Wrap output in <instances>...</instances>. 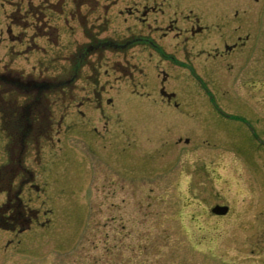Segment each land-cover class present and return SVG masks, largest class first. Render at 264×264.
<instances>
[{
    "label": "rangeland",
    "instance_id": "374dc122",
    "mask_svg": "<svg viewBox=\"0 0 264 264\" xmlns=\"http://www.w3.org/2000/svg\"><path fill=\"white\" fill-rule=\"evenodd\" d=\"M70 1L49 5L43 0H0V71L5 62L7 72L23 76L70 78L71 56L89 43L88 31L106 28L101 37L121 42L132 36L140 41L124 57L90 56L80 79L72 83L74 102L66 110L70 115L62 124L67 130H61L60 141L42 139L38 147L27 143L22 160L36 188L27 182L21 200L37 211V220L16 238L0 228V264H264V176L255 165L248 166L253 158L242 130L246 126L216 110L245 118L264 137V0H245L246 5L239 4L242 0H96L97 7L83 6L74 16L67 14L75 7ZM219 5L231 18L236 11L240 19L244 11L250 17L247 28L231 20L229 30L211 28L195 36L182 30L180 13L192 10L200 18L214 19ZM30 7L26 38L49 21L59 32L57 49L43 46L46 39L39 38V46L50 48L49 57L54 56L49 69L35 66L42 51L25 55L20 43L10 41V31L23 32L11 22V13L18 9L24 17ZM144 8L150 12L145 14ZM236 27L230 42L239 34L244 41L248 34L245 49L258 45L262 50L258 63L207 57L208 48L220 45L225 33ZM154 45L184 66L162 58ZM256 70L262 78L241 77ZM162 85L175 94L170 104L161 99ZM93 92L100 95V109L92 101ZM82 100L84 105L76 107ZM59 103L51 117L54 140ZM75 107L87 117L74 113ZM128 125L140 143L130 140L132 170L127 176L112 168L116 148L110 132ZM224 129H237L224 138L223 154L231 162L215 157L211 166L213 153L206 145ZM2 131L0 125V172L11 142ZM156 135L165 139L163 157L145 144ZM20 179H14V187ZM5 200V192L0 193V204ZM222 204L229 208L227 215L211 214V208Z\"/></svg>",
    "mask_w": 264,
    "mask_h": 264
},
{
    "label": "flooded vegetation",
    "instance_id": "af4514ba",
    "mask_svg": "<svg viewBox=\"0 0 264 264\" xmlns=\"http://www.w3.org/2000/svg\"><path fill=\"white\" fill-rule=\"evenodd\" d=\"M43 1L49 5H53L54 1L55 3L61 2L64 4L66 3L67 0H43ZM71 1L70 2L74 4L75 7L73 12L69 11L67 14L72 13V16L78 14L79 10H81V7L83 6L93 5L94 7H97V5H95L96 0H71ZM235 1L230 0V2L232 3H235ZM230 2H228V4ZM239 4L246 5V1L242 0L239 2ZM235 5L238 4L236 3ZM156 9L157 7H155V10ZM218 9H219L218 14L214 16L215 20L209 17L200 18L197 15H194L192 10H189V12H187V14L185 15L183 13H180V15H182V21H181V25L183 27L182 30L187 33H190L191 36L201 34L204 31H207L211 28L223 27L226 30H229L226 28V26L230 24L231 20L234 22L236 20H239L237 23L238 27L239 26L242 27L243 24L247 28L246 25L249 24L250 17L246 16L244 11L241 14L240 19H236L238 17V13L236 11L234 12L233 18H231L228 15L227 11L221 10L220 5ZM144 10H145V14L146 12L147 13L150 12V9L144 8ZM34 12L35 10L32 9L33 15ZM28 13H31V7H30V11H27L26 16L24 17H22L18 9L16 10L14 9V11L11 13V22L14 25L18 26L20 29H22L23 32L17 35H13L12 32L10 31V41L12 43H20L21 46H23L24 48L22 51L24 52V54L27 53V55H30L31 52L34 51L35 52L42 51V53L44 54L43 58L39 59L35 64V66L37 65L40 68L49 69L51 64L54 63L49 58H52L54 56L49 57L50 48H47L46 50L43 46L57 49L58 43L60 41L58 29L56 25L54 26V24H52V21H49L48 23L50 25L47 24L46 28L42 30L36 28L35 30L36 33H33V35L31 34L26 38L25 35L26 30H28V27L30 26V24L27 21ZM40 13L42 12H39V14ZM57 14L59 15V11L57 12ZM83 25L85 27L84 23ZM172 25L173 22H170L169 28L172 29L173 27ZM245 27L244 29H246ZM175 28L179 30L178 27ZM97 30L98 31L96 32L88 31L87 32L88 34H86L87 36L85 37L89 40V43L83 44L80 47H78V49L73 54V56H71L70 64L72 68V75L70 76V78L65 77L57 80H51L50 77H46L45 75H42L41 78L32 77V75L23 76L16 71L7 72L5 66L8 64H6L5 62L4 64H2L3 68L0 71V125L3 130L2 132L4 133L5 131V133L10 138L11 142L8 144L9 152H10L9 156L7 157L6 164H4L3 166L4 169L1 170L0 172V180L2 182L3 188L6 189L5 191L6 200L5 202L0 204V224H2L7 231L12 232L15 238L19 237L21 233L26 228H28V226L31 225V222L36 221L38 215L37 211L27 208V206L21 200L22 188L24 185H26L27 182H28L27 184H29L33 188H36V186H34V184L32 183L34 179L33 176L30 174L29 170H27L23 165L22 156L24 150L26 149L27 143L31 141L33 144H35L38 147V145H40L38 143H40L42 139L43 141L45 140L46 142L51 144L54 143L53 141H57V142L60 141V135L62 134L63 131L67 130V128H65L64 130L62 124L65 118L68 116V114L70 115V112H66V110L69 108V105L74 102V97L72 96L74 84L72 83L74 81V78L77 79L82 69L88 65L90 56L96 54H102V53H116V54L121 53L122 57H124L128 51L129 52L133 51L132 48H134V46L136 45V41H140V40H136L132 36H128L124 41L117 42L116 40L111 39L110 37L100 36V34L104 32L106 28L105 29L99 28ZM237 30L238 28L236 27L232 33L226 32L225 35L221 38L222 45L221 44L211 45L207 50V57L213 60H220L225 62H228L230 58H233L237 63H240L242 65L246 63H252L254 65V63H258L259 60L261 59L260 53L262 52V50L259 48L258 45H251L249 48L245 49L247 45L246 43L249 40L248 34L244 37V41H242V38L240 36L241 34H239L236 37V41L230 42V40L232 41L234 36L236 35ZM84 31L85 28L83 30V33ZM39 38L46 39V42L44 41L45 44L43 46H39V41H40ZM25 39H28L26 41L27 45L24 44L25 41L23 40ZM100 40H104V41L107 40V41L119 43L120 48L118 50H112V49L102 50L103 49L102 48L99 51L95 52L94 54L90 55L86 59L85 64H83L81 67L78 68L77 65L78 52L82 51L92 42L100 41ZM1 44L2 43L0 40V47ZM155 47L153 49L157 51L165 60L171 61L176 66H180V67L184 66V64L180 59L176 58L172 54L166 53L165 51H163L162 48L159 47L155 48ZM243 49H244L243 56L240 57V55L243 52ZM47 59H49L48 62ZM63 60L68 61L69 59L66 58ZM44 62H46L47 64H45ZM190 69L196 78H200L198 75H196L193 68ZM48 71L50 70H46V72ZM256 73L257 70L254 72L253 75H242L241 77L242 78L263 77L262 75ZM164 76L165 78H162L163 82L167 78L166 75ZM125 77L133 78L131 75L130 76L126 75ZM129 80H133V79H129ZM13 89H15L16 91ZM160 93H161V99H164L165 100L164 102H167L168 104H170L175 97L174 93L165 91L163 85ZM56 94H58V98L56 97L55 99H52V101L50 102L51 97ZM208 95L210 96L209 92ZM92 96H93L92 101L94 102V105H96L95 108L100 109L101 104H100L99 93L93 92ZM82 98L86 99L90 97L85 96ZM58 101H60V103L57 104L59 108L58 120L56 123V127L58 131L55 133L56 138L54 140V135L51 134V125H53V120L51 117L53 116V113L55 114L53 108L55 107V104ZM83 105L84 102L82 100L81 103L78 102L76 104V107L81 108ZM173 105L177 106V104L174 102ZM76 107L74 113L77 112L79 116H81L82 118L87 117L86 111L82 110L81 112L80 110H77L78 108ZM216 110L219 112L221 116L233 117L235 120H238L243 126L244 125L246 126V128L245 129L243 128L242 130H244L248 136L245 138H247L250 141V147H251L250 152L253 158L251 162L248 160L249 162L248 166L255 165L256 170L258 168L259 173L264 176V137L260 135L262 134L261 131L258 128L252 126L250 122H248L245 118L241 116L239 117L232 115L228 116V114H226L222 109L218 107H216ZM134 130H135L134 128L128 125L126 128H119L110 132L111 139L113 140V147L115 146L116 148V154L113 155V158L115 160L113 161L112 168L116 172L127 174V176L129 175L130 170H132L131 162L133 155H132V146L130 140H132L133 143L135 142L136 143L135 145H137V142L140 143L139 142L140 138L139 136L137 137L135 136ZM235 131H237V129L235 130L224 129L223 131H217L216 134L219 135L220 138L218 139L211 138L212 143L206 145L207 150L213 153V155L209 160L211 166L214 163L215 157L216 159L222 160V162L224 160H228L229 162H231L230 158L227 155H225L227 159L226 158L223 159L224 156L223 153H225L224 148L226 147L224 138L228 135L229 132L234 133ZM155 137H156L155 141L152 139L148 140L147 138L145 140L146 142L145 144L150 148V150L153 153L159 154L160 156L163 157V155L160 152V149L162 148L165 139L162 136H158V135H156ZM88 138L89 140H93L91 134L88 136ZM180 139L181 137L177 138L175 142L178 141L180 142L181 141ZM183 142L185 143L186 146L189 145V138H185ZM152 143L154 144V146L151 145ZM191 145L193 147H199V145H193V144ZM215 152L221 154L222 156L219 155L215 156L214 155ZM244 162H245V158H244ZM211 171L214 172L213 169H211ZM17 176H21V179L14 187L13 182L14 179L17 178ZM24 176L26 177L24 178ZM116 184L118 189V180H116ZM19 244L20 242L17 241V245Z\"/></svg>",
    "mask_w": 264,
    "mask_h": 264
},
{
    "label": "trees",
    "instance_id": "16d2710c",
    "mask_svg": "<svg viewBox=\"0 0 264 264\" xmlns=\"http://www.w3.org/2000/svg\"><path fill=\"white\" fill-rule=\"evenodd\" d=\"M92 43L90 45H88L87 47H85L82 51L78 52V54H77L78 68L81 67L83 64H85L86 59L90 55L94 54L95 52L99 51L102 48H103L102 50H106V49L118 50L120 48L119 43L107 41V40L106 41L100 40V41H95ZM13 90H15V89H13ZM2 168L4 169V167H2ZM0 185L3 187L1 180H0ZM5 191H6L5 188H0V193H3ZM0 227L4 228V226L2 224H0Z\"/></svg>",
    "mask_w": 264,
    "mask_h": 264
},
{
    "label": "water",
    "instance_id": "95a60500",
    "mask_svg": "<svg viewBox=\"0 0 264 264\" xmlns=\"http://www.w3.org/2000/svg\"><path fill=\"white\" fill-rule=\"evenodd\" d=\"M228 211V208L225 207V206H216L214 207L211 212L215 215H220V216H223L227 213Z\"/></svg>",
    "mask_w": 264,
    "mask_h": 264
}]
</instances>
